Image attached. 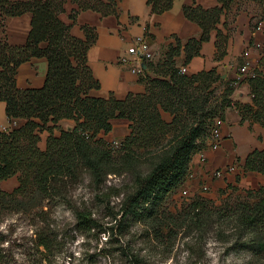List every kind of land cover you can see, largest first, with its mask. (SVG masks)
<instances>
[{
  "label": "trees",
  "instance_id": "trees-1",
  "mask_svg": "<svg viewBox=\"0 0 264 264\" xmlns=\"http://www.w3.org/2000/svg\"><path fill=\"white\" fill-rule=\"evenodd\" d=\"M68 1L0 0V32L8 18L31 14L24 44L14 45L0 36V101L6 103L10 122L23 120L0 130V218L17 213L27 223V234L14 239L9 249L2 245L10 240V233L0 232V264H14L15 248L25 261L32 258L31 264H55L69 254L68 244L78 234L102 230L90 206L70 200L72 191L86 180L94 189L95 200L112 210L108 242L113 240L117 246L99 251L106 257L118 253L129 264H143L140 252L124 238L133 225L158 222L171 229L178 219L189 231L215 228L218 235H224L229 229L227 237L235 239L234 248L247 247L264 257V186L245 194L230 193L219 205L197 197L181 212L165 208L168 197L186 181L194 154L207 147L212 128L218 119H225L228 108L239 110L241 122L252 120L264 126V73L258 71L247 78L252 102L241 103L232 98L238 80L223 79L217 68L182 73L177 64L182 52L184 65L200 55L202 44L214 30L216 59H221L230 39V33L219 27L223 18L245 4L264 7V0H218L219 5L208 9L195 3L184 6L185 16L200 25L201 35L184 43L176 38L162 58L146 62L142 77L146 91L129 93L124 99L89 94L100 87L88 65V51L97 32L84 26L85 38L72 34L71 24L61 18ZM71 1L76 5L69 15L74 22L85 10L104 16L117 12V0ZM174 1L147 3L152 13L161 14L170 10ZM223 26L227 28L228 22ZM33 57L48 60L45 83L37 89L19 88L18 68ZM163 111L172 115L170 121ZM63 118L74 119L76 125L56 136L53 130ZM115 119L130 122V132L117 150L99 136L113 129ZM44 130L51 133L46 148L41 149L40 132ZM244 171L264 174V147L247 155ZM112 175H128L129 179L121 187L106 186ZM13 176H18V185L11 191L2 189L1 182ZM115 194L122 195L118 211L110 206ZM59 204L68 205L73 221L59 218Z\"/></svg>",
  "mask_w": 264,
  "mask_h": 264
},
{
  "label": "crops",
  "instance_id": "crops-1",
  "mask_svg": "<svg viewBox=\"0 0 264 264\" xmlns=\"http://www.w3.org/2000/svg\"><path fill=\"white\" fill-rule=\"evenodd\" d=\"M194 3L206 9L219 5L218 0H175L170 10L155 14L152 13L147 0H117L115 14L104 16L94 10H85L78 14L74 22L69 15L76 5L69 0L61 18L71 24L72 34L85 38L84 26L94 27L97 32V40L88 51V65L100 87L91 89L89 94L93 97L108 98L113 95L117 99H124L129 93H144L146 83L142 80L143 76L134 73L131 66L121 64L120 58L132 56L128 53V48L139 36H146L153 53V62L156 61L154 58L163 57L169 45L175 44L176 38H180L184 43L191 37H199L202 33L200 25L189 20L184 14V6ZM225 21L228 22L227 28L223 26ZM219 27L225 33H230L226 55L216 59L217 31L214 30L210 40L202 44L200 55L194 56L184 65L185 54L182 52L177 57V64L180 67L186 66L188 74L217 68L223 79L238 80L232 96L234 102L251 103V87L247 78L254 76L258 71L264 73V7L249 3L238 11L234 8L227 19L223 18ZM30 29L31 14L25 13L8 18L5 30L0 32V36H6L14 45H21L26 42ZM246 51L249 52L247 58L244 56ZM245 60H249L250 66L247 72L242 74L240 68ZM47 72V58L33 57L18 68L17 85L22 89L41 88ZM162 115L167 121L172 119L169 112L163 111ZM22 122L23 120L10 122L6 114V103L0 101V130ZM129 124L125 119H115L113 129L108 133L101 132L99 136L109 142L122 141L130 132ZM75 125L74 119L63 118L57 123L53 133L59 136L62 130H71ZM50 133L48 130L40 132L41 149L46 148ZM220 133V147H206L194 154L188 177L184 182L187 189L197 191L200 194L198 197L207 195L209 198H215L222 192L227 195L245 194L248 190H257L264 186L263 173L244 171L247 155L256 148L264 147V126L252 120L241 122L239 110L231 107L220 124ZM229 165H235L236 169L215 176L216 170L225 169ZM200 183L203 188L207 186L206 191H198Z\"/></svg>",
  "mask_w": 264,
  "mask_h": 264
},
{
  "label": "rangeland",
  "instance_id": "rangeland-1",
  "mask_svg": "<svg viewBox=\"0 0 264 264\" xmlns=\"http://www.w3.org/2000/svg\"><path fill=\"white\" fill-rule=\"evenodd\" d=\"M157 62L159 59L154 58ZM218 91H220L218 89ZM115 150L121 144L119 141H111ZM144 169L147 165H143ZM125 179H129L128 175L109 177L106 186L114 185L121 187ZM18 176H13L1 182V188L7 191L13 190L18 185ZM198 191H206L199 184ZM187 190V191H185ZM200 194L196 191L187 189L185 184L180 186L173 192L165 202V208L169 211L177 213L186 208L193 199ZM206 196V197H205ZM214 204H221L227 194L222 192L215 198H209ZM122 195H113L111 197L110 206L114 207V211H118L121 207ZM70 200L78 204L85 202L90 206L95 215L99 218L103 229L92 230L78 234L76 238L70 241L69 254L60 258L55 264H129L125 258L116 253L114 256L106 257L99 251L101 249L114 250L117 243L109 241V225L114 222L110 215V208L107 204H99L95 200V192L89 181L81 183L70 194ZM56 213L59 218L66 222L73 221L74 217L66 204H59L56 207ZM171 229L166 228V224L154 222L147 225L136 224L131 228V232L126 235L125 240L131 243L133 248L140 252L143 258V264H264V257L254 255L253 251L247 247L234 248L235 239L227 237L229 229H226L224 235L219 234L216 229H208L199 231L186 227L183 220L178 219ZM106 230V231H105ZM0 232L2 234L10 233L9 241H6L2 246L9 249L14 239L27 234V223L21 214L12 213L0 218ZM205 232V233H204ZM221 235V236H220ZM14 249V264H31L32 258L28 259Z\"/></svg>",
  "mask_w": 264,
  "mask_h": 264
},
{
  "label": "built area",
  "instance_id": "built-area-1",
  "mask_svg": "<svg viewBox=\"0 0 264 264\" xmlns=\"http://www.w3.org/2000/svg\"><path fill=\"white\" fill-rule=\"evenodd\" d=\"M128 53L131 54V57L122 56L120 58V63L123 65L131 66V69L134 73L145 76L146 71L143 67L146 62L152 61L153 53L151 51L150 44L146 38V36H139L136 38V41L133 45L128 48ZM249 52H245L244 56L247 58ZM250 66L249 60H245L243 66L240 68V72L242 74L246 73ZM180 71L182 73L187 72L186 66L180 67ZM222 120L218 119L215 123V126L212 128L210 135L207 139V147L216 149L221 145V133H220V124ZM203 151V150H202ZM205 160V159H204ZM236 169L235 165H229L225 169H218L215 171V176H220L224 172L234 171ZM207 189V186H204Z\"/></svg>",
  "mask_w": 264,
  "mask_h": 264
},
{
  "label": "water",
  "instance_id": "water-1",
  "mask_svg": "<svg viewBox=\"0 0 264 264\" xmlns=\"http://www.w3.org/2000/svg\"><path fill=\"white\" fill-rule=\"evenodd\" d=\"M143 67L145 68L146 67V64H144Z\"/></svg>",
  "mask_w": 264,
  "mask_h": 264
}]
</instances>
